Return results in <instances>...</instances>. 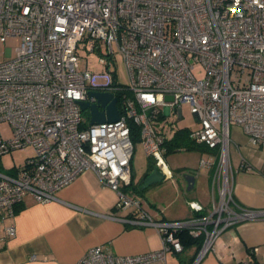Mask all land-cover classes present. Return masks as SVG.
Returning <instances> with one entry per match:
<instances>
[{
    "label": "built area",
    "instance_id": "obj_1",
    "mask_svg": "<svg viewBox=\"0 0 264 264\" xmlns=\"http://www.w3.org/2000/svg\"><path fill=\"white\" fill-rule=\"evenodd\" d=\"M9 37L20 42L13 57L0 61V123L12 130L10 137L0 131V158L27 146L33 153L23 165L0 171L4 235L15 234L4 221L26 194L42 203L55 200L85 171L115 192V209L130 210L102 217L153 227L162 246L119 255L95 245L78 264H168L167 252L183 251V229L202 237L192 261L198 264L222 231L264 219V208L234 198L228 153L232 124L250 144L264 148V0H0V41ZM80 50L96 54L101 69L80 66ZM198 64L203 77L193 72ZM90 92L115 98L116 121L90 122L89 108L80 102L96 103L106 114ZM183 104L198 122L189 128L190 139L215 151L199 162L212 168L211 207L187 219L157 220L121 189L132 176L129 122L139 127L144 153L169 178L166 117H182ZM249 167L241 159L240 168ZM189 204L195 212L203 209Z\"/></svg>",
    "mask_w": 264,
    "mask_h": 264
},
{
    "label": "crops",
    "instance_id": "obj_2",
    "mask_svg": "<svg viewBox=\"0 0 264 264\" xmlns=\"http://www.w3.org/2000/svg\"><path fill=\"white\" fill-rule=\"evenodd\" d=\"M132 161L131 183L121 189L137 199L154 219L192 217L198 213L191 208L192 201L201 205L203 212L210 209L212 168L187 172L194 176L190 189L194 191L191 198H184L179 171L169 168L171 177L154 183L153 189L143 188L144 175L151 169L147 170L146 163L136 181ZM246 169L239 166L237 175L231 170L233 196L246 207L264 208V167L258 173H249ZM166 180L171 181L170 187ZM184 187L188 190L187 182ZM57 196L55 200L42 203L26 194L16 205L15 214L4 221V225H14L15 234L6 236L0 230V264H78L85 251L95 245L119 255L146 253L162 246L161 237L153 227L101 216L108 211L127 216L130 210L115 209V192L102 186L91 171L78 175ZM185 249L188 252H184ZM196 252V246L186 247L180 253L170 251L166 261L168 264H192ZM246 259L264 263V219L243 221L222 231L198 264H238ZM149 264L164 262L157 260Z\"/></svg>",
    "mask_w": 264,
    "mask_h": 264
},
{
    "label": "rangeland",
    "instance_id": "obj_3",
    "mask_svg": "<svg viewBox=\"0 0 264 264\" xmlns=\"http://www.w3.org/2000/svg\"><path fill=\"white\" fill-rule=\"evenodd\" d=\"M20 39L18 37H9L5 42L0 41V61L9 59L15 55V48L18 46ZM79 65L83 66L88 65L93 70H100L101 65L98 62V56L96 54H88L87 52L80 50L79 52ZM118 78L122 83L126 82L125 71L122 65L121 60L118 61ZM195 76L203 77L204 69L198 64L193 69ZM83 116L87 120V114L84 112ZM167 136L172 137L174 131L179 127H188L190 129H195L198 127V122L195 120L194 116L189 112L188 105H182V117L177 115L167 116ZM0 131L4 137H10L12 135L11 127L6 122L0 123ZM230 135V144L228 146L229 153V168L237 175L236 168L240 166L241 159L245 160L250 166L245 171L249 173H258L261 168L264 167V148L257 147L248 142V138L242 131L241 127L232 124L229 130ZM33 153V150L30 146H27L25 149H15L10 153H6L0 158V171H10L15 166H21L24 164L26 158ZM201 157H207L206 153H200L195 150H184L180 149L174 152L167 153L166 162L171 168V170L179 171V180H180V191L184 194V198L188 196L191 198L192 192L194 190H186L184 187L186 180L184 179V174H187L188 171L203 170L204 167L199 166ZM208 158V157H207ZM152 160L148 157L142 148L140 142H136L134 145V154H133V168L136 181L139 180L141 172L146 165V163ZM262 171V170H261ZM178 175V174H177ZM175 179V176H174ZM165 181V180H164ZM167 184L170 187L171 181ZM155 184L149 186V189H153ZM184 252H188L185 249ZM169 257V256H168ZM170 258V257H169ZM170 261V259H168Z\"/></svg>",
    "mask_w": 264,
    "mask_h": 264
},
{
    "label": "trees",
    "instance_id": "obj_4",
    "mask_svg": "<svg viewBox=\"0 0 264 264\" xmlns=\"http://www.w3.org/2000/svg\"><path fill=\"white\" fill-rule=\"evenodd\" d=\"M129 125H130L131 139L133 144L135 145L136 142H140L139 127L136 124H134L132 121L129 122ZM189 130L190 129L188 127H179L174 131L172 137L167 139L164 143L166 147V155L169 152H174L180 149L195 150L200 152L201 154L202 153L209 154L215 152L214 150H211L210 148H208V146L204 145L203 143H197L196 141L190 139ZM154 165H155L154 162H152V160H149L147 170L152 169ZM146 175L147 172L144 176ZM202 214H204L203 211L197 213L196 215H202ZM178 236L182 242L183 249L190 246H196L198 249L202 242L201 236L192 237L188 233L187 229L180 230L178 232ZM253 264H257V263L254 262Z\"/></svg>",
    "mask_w": 264,
    "mask_h": 264
},
{
    "label": "water",
    "instance_id": "obj_5",
    "mask_svg": "<svg viewBox=\"0 0 264 264\" xmlns=\"http://www.w3.org/2000/svg\"><path fill=\"white\" fill-rule=\"evenodd\" d=\"M89 94L95 95L98 98L100 105L104 106L106 109L105 114V112L99 110V106L96 103L89 104L87 102H80L82 109L89 108L91 123H101L104 121L112 122L118 119L119 113L116 106V100L115 98H112V95L110 93L90 92ZM163 178L164 175L160 173L158 167L154 165L151 171L144 177L142 187H148L154 183L161 181ZM184 178L187 182V189L190 190L193 186L194 176L191 173H187L184 174Z\"/></svg>",
    "mask_w": 264,
    "mask_h": 264
}]
</instances>
